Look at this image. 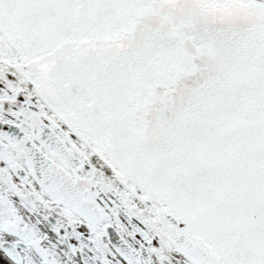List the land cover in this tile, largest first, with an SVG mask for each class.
<instances>
[{"label":"snow or ice","instance_id":"snow-or-ice-1","mask_svg":"<svg viewBox=\"0 0 264 264\" xmlns=\"http://www.w3.org/2000/svg\"><path fill=\"white\" fill-rule=\"evenodd\" d=\"M0 264H264V0H0Z\"/></svg>","mask_w":264,"mask_h":264}]
</instances>
